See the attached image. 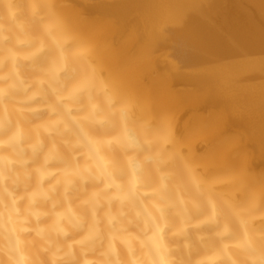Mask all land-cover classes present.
Masks as SVG:
<instances>
[{
	"label": "bare ground",
	"instance_id": "1",
	"mask_svg": "<svg viewBox=\"0 0 264 264\" xmlns=\"http://www.w3.org/2000/svg\"><path fill=\"white\" fill-rule=\"evenodd\" d=\"M0 264H264V0H0Z\"/></svg>",
	"mask_w": 264,
	"mask_h": 264
}]
</instances>
